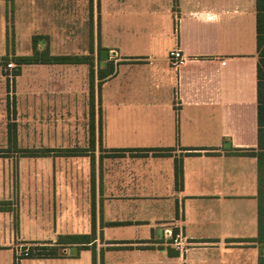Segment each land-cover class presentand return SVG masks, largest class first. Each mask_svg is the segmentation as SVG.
<instances>
[{
	"label": "crops",
	"instance_id": "0c3cea01",
	"mask_svg": "<svg viewBox=\"0 0 264 264\" xmlns=\"http://www.w3.org/2000/svg\"><path fill=\"white\" fill-rule=\"evenodd\" d=\"M24 16H50L30 53ZM258 23L264 34V0H0V264H258L257 246L231 242L258 235ZM35 46L88 62L18 65ZM27 127L50 129V153L23 154ZM45 157L50 188L24 185L23 160ZM44 190L50 219L43 196L24 205ZM49 222L61 253L20 254L47 242L24 227ZM69 236L90 242H57Z\"/></svg>",
	"mask_w": 264,
	"mask_h": 264
},
{
	"label": "rangeland",
	"instance_id": "374dc122",
	"mask_svg": "<svg viewBox=\"0 0 264 264\" xmlns=\"http://www.w3.org/2000/svg\"><path fill=\"white\" fill-rule=\"evenodd\" d=\"M49 22V23H48ZM47 23L49 24V29H50V16L49 18H34L33 22H31V19L28 20L27 17H23V31H22V38L24 41L23 45V51L24 53H30V47L26 46V42L29 45L28 42V37H30L31 32H35L34 30L38 31H44L46 28ZM33 30V31H32ZM50 32V30L48 31ZM48 37H50V33L48 34ZM50 39V38H49ZM42 41H45L44 39ZM74 43L67 42L68 48H65V50H61L62 52L68 51L66 53H69L70 51H79V50H74L71 49V45ZM9 63L6 64V68L8 69L6 72H9V78L13 77L14 73V68L11 66ZM47 121H42V122H24L25 126L29 125H47ZM23 154H46L50 153V129L47 128H34V127H27L23 128ZM28 159V158H27ZM23 160V184L26 186H40V187H45L44 189H49L50 188V158L45 157L44 159H38V160ZM44 190V191H46ZM38 196L41 199V196L45 198L43 201H38V207H39V215L44 216V217H49L50 219V192L48 193L47 191L45 193H34V192H26L24 193V205L29 204V197H36ZM49 198V199H48ZM34 201V200H33ZM35 202H33L32 208H34ZM45 225L43 228L40 226L36 228L35 226L32 225H27V227H24L27 229L29 236L31 238H38V239H53L54 240V235L52 234V230L50 229V222L47 225V223H44ZM42 229V230H41ZM26 231V232H27ZM48 248H50V241L45 242V244ZM35 244L31 243L26 244L25 242L23 243L22 247L18 245L20 248L19 250L22 252H30L31 248H35ZM42 250L39 249H34L33 252H40ZM80 252H83V248H80Z\"/></svg>",
	"mask_w": 264,
	"mask_h": 264
},
{
	"label": "trees",
	"instance_id": "16d2710c",
	"mask_svg": "<svg viewBox=\"0 0 264 264\" xmlns=\"http://www.w3.org/2000/svg\"><path fill=\"white\" fill-rule=\"evenodd\" d=\"M264 41V34L261 32V26L258 23V36L257 43L258 47H261ZM260 52L261 49H260ZM67 63V62H88L87 56H70V55H52L48 51H39L36 46L33 48V51L29 55H22L16 57V63L18 65L24 63ZM112 72L110 67H99L98 75L100 78H104ZM94 80V68L90 67V84L91 88H94L93 84ZM156 154L166 153L161 150H154ZM246 153L257 156L258 165H259V189H258V235L255 238L248 240H231L232 243H247L253 246H257L259 248V257L258 264H264V128L260 126L259 128V144L257 151L247 150ZM176 174H180L179 166L176 167ZM58 243H88L89 240H77L74 236L62 237L58 241ZM36 249L42 250L39 253L41 254H60L59 246L53 245L48 248L46 245L35 246ZM31 248L30 252H33L35 249Z\"/></svg>",
	"mask_w": 264,
	"mask_h": 264
},
{
	"label": "built area",
	"instance_id": "2783aa9c",
	"mask_svg": "<svg viewBox=\"0 0 264 264\" xmlns=\"http://www.w3.org/2000/svg\"><path fill=\"white\" fill-rule=\"evenodd\" d=\"M170 61L173 65L177 66L184 60V55L179 49H174L170 52L169 55ZM167 235L171 238V243L178 249H183L184 241L180 233H174L171 230H167ZM28 254V252H20V254Z\"/></svg>",
	"mask_w": 264,
	"mask_h": 264
},
{
	"label": "water",
	"instance_id": "95a60500",
	"mask_svg": "<svg viewBox=\"0 0 264 264\" xmlns=\"http://www.w3.org/2000/svg\"><path fill=\"white\" fill-rule=\"evenodd\" d=\"M107 58H108V49L104 48L101 51V64L102 65L105 63ZM68 252H69V254H73L74 252H76V248L72 247Z\"/></svg>",
	"mask_w": 264,
	"mask_h": 264
}]
</instances>
